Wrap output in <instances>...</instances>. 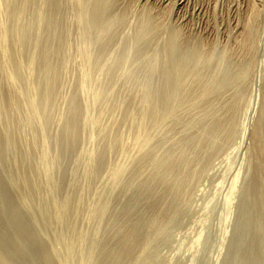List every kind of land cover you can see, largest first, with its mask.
<instances>
[{
  "label": "bare ground",
  "instance_id": "1",
  "mask_svg": "<svg viewBox=\"0 0 264 264\" xmlns=\"http://www.w3.org/2000/svg\"><path fill=\"white\" fill-rule=\"evenodd\" d=\"M139 2L141 0L138 4L125 0H0V165L4 168L11 166L7 165L9 152L19 151V155L27 160L36 156L35 163L29 165V173L31 176L39 173L44 177L49 195L47 199L55 212L51 219L55 223H62L68 210L64 201L56 204L57 197L53 195L58 185L62 186L64 178L58 182L52 177V157L73 154L79 150V138H83L80 137L83 134H80L84 128H97L96 133L101 132L98 133L100 136L102 134L108 138L106 144L102 142L101 146L104 147L100 150L80 148L76 155L75 164L83 160L84 175L88 177L106 165L107 150L113 146L111 141L118 140L114 132L101 128L103 124L99 123L100 119L89 114L94 106H89L87 98H83L85 93H90L92 98L88 100L97 102L99 99L100 90H91L96 83L91 84L92 87L88 85L89 80L94 79V74L97 78L101 77L98 75L104 76L101 82H106L108 86L114 83L115 73L121 70L117 78L131 91L128 98L119 104L123 106V114L130 129L136 130L137 138L128 161L138 166L148 162L151 167L149 180L156 183L163 181L167 189H172L176 181L181 182L174 174L189 161L188 148L199 146L201 165L206 168L219 150L234 142L240 130L239 113L253 89L255 78L258 79L255 63L260 46L264 43V19L259 9L252 8L246 20L235 25V33L224 36L225 42L203 47L197 40L190 41L178 25L177 28L167 24L160 13L157 12L159 16L156 14L153 7L162 0ZM173 7H176L175 3ZM115 39L121 44L115 51H109L113 42L118 45ZM127 39L134 45L133 53ZM130 57L137 62L141 77L134 79L132 68H124ZM72 63L74 67L78 63L79 66H76L80 71H76L81 72L80 76L77 75L80 78L77 83L73 81L75 88L65 104L66 110L62 112L63 115H59V133L49 135L45 131L46 125L52 120L48 110L59 99L55 97L58 87ZM94 69L101 74L97 75ZM97 81L99 83L100 80ZM261 87L259 111L249 133L252 171L245 182L244 201L240 202L247 207L246 213L242 215L247 216L248 222L238 217L245 222H240L244 228L249 223L246 230L251 233L248 256L245 263L241 261V264H264V84ZM113 90H110L109 95L113 94ZM55 98L58 99L53 102ZM114 109L113 112L116 111ZM192 109L196 110L194 115L189 114ZM119 121L123 124L120 118ZM146 122L151 126L149 129L146 128ZM191 123L198 125L196 132H182L183 135L173 139L158 137L162 136L163 129L174 132L178 124ZM106 125L103 127L108 128ZM246 129L244 125L242 136L246 134ZM140 131L145 133L141 135ZM87 136L88 140L92 139L89 133ZM105 137L101 140L105 141ZM151 145L168 147L162 159L149 148ZM38 161L41 168L36 169ZM10 164H13V168L17 167V159L11 160ZM107 170V177L104 178L106 190L97 188L95 196L84 201H90L86 210L88 219L101 221L110 209L109 198L118 191L126 194V190L121 188V180L126 172L124 163L113 165ZM12 183L15 184V181L10 180L11 186ZM10 185L0 176V264H68L69 252L61 257L59 243L50 242L48 247L47 242L52 237L40 233L38 216L43 215L42 211L34 209L26 199L20 208L9 195ZM147 185L148 179L140 182L132 191L128 205H132V200L143 197ZM28 187L33 191L39 188L35 181H30ZM28 187L24 186L25 189ZM156 203L149 202L150 210L156 207ZM242 207L240 214L243 212ZM38 212L39 215L36 214ZM152 216L154 214L149 211L147 214L130 212L128 217L131 223L117 236L113 254L121 259L130 257L142 241ZM7 225L11 227V232L8 229L3 231L5 226L8 228ZM155 229L159 230L157 227ZM240 233L242 235V229ZM76 237L79 243L86 238L81 233ZM243 238L246 240L245 236ZM243 246L247 247L246 244ZM230 254L232 260L234 252Z\"/></svg>",
  "mask_w": 264,
  "mask_h": 264
},
{
  "label": "rangeland",
  "instance_id": "2",
  "mask_svg": "<svg viewBox=\"0 0 264 264\" xmlns=\"http://www.w3.org/2000/svg\"><path fill=\"white\" fill-rule=\"evenodd\" d=\"M125 1H133L138 4L139 0ZM168 1L169 0H162V2L157 3V5L153 7V9L155 8L154 11H156V14L159 16L158 13H160V17L167 24L176 27L178 25L179 29L182 30L183 34L189 38L190 41L197 40L203 47L221 44L225 40V35H232L235 33V25L242 24L252 8L259 9L262 20L264 19V0H189V3L188 0H177V2L175 0L173 3L172 0L170 1L171 3H168ZM174 3L176 7H173ZM183 4L187 5L185 6ZM166 5L169 6L167 7ZM169 7L173 10L172 12ZM182 8L183 10L181 11ZM156 9L159 10L157 11ZM163 9L165 11L167 10V13ZM160 10L165 13H162ZM168 13L173 14L168 16ZM158 16L157 18H160ZM179 18H181V20ZM238 31L236 33H238ZM263 34L264 30L262 33L264 37ZM191 38H193V40ZM127 41L129 40L127 39ZM129 42L132 51L134 45L131 43V40ZM115 43L118 45L113 42L109 51H115L121 44V42H116V39ZM133 52L134 50L132 53ZM132 53L130 54L131 57ZM131 57L127 61L128 64L125 63L126 66L124 64V68L128 70L129 67L130 69L132 68L133 78L136 79L141 77L142 74L140 73V69L136 67L137 62ZM76 65L79 66L78 63H75V68L74 63H72L69 69L71 72L68 70L64 73L66 76H63L64 79L62 80L67 82L62 81V84L58 87L59 91L57 90L55 96H58L59 99L55 98L53 102L58 99L57 102L55 104L53 103L48 110V116L52 120L46 125L45 131L49 135H54L56 132L57 134L59 133V117L63 115V111L65 112L66 109L64 108L65 106L67 107L65 104L68 103L71 96L70 94L75 88L73 85L77 83L80 78H78V76H80L81 72H77L78 70L80 71V69L77 70ZM255 65L259 76L255 75L258 79L255 78L253 89L246 103L243 104L240 110V130L237 131L238 135L235 137L234 142L219 150L206 168L201 165L202 161L200 157L201 152L198 150L199 146L193 145V147L188 148L187 157L189 161L180 166L174 174L175 177H179L181 182L178 183V181H176L172 189H167L163 181L156 183L154 180H149V176H151V167L148 162L138 166L128 161V157L133 154L137 138L136 130L134 128L130 129V125L125 119V114H123V106L120 105L122 104L121 101L123 102L128 98V94L131 91L128 86L122 84V81H120L121 79L117 78L121 70H116L119 73H115L114 83L109 84L111 86H106V82H101L102 80L104 81V79H102L104 76L98 75L101 73H99L97 69H94L95 73L98 72V77H101L97 78L96 74L92 73L95 76L94 79L92 76L93 80L90 79L88 85L92 87L91 84L96 83L91 90H100H98L100 92L99 99L97 102L92 100L94 101L92 103V101H90L92 98L90 93H85L83 98H87V102L90 103L89 106H94L91 109L90 107L88 108V110L90 109L89 114H92L91 116L96 117L98 120L100 119L99 123L101 124L102 122L103 124L101 128L104 129V131L108 129L109 131H106L114 132V135L118 139L117 141H111L113 146L107 150L108 156L106 155V165L98 169V171L92 172L90 176L85 177L84 161L81 160L75 164L77 161L76 155L79 153L80 148L81 150L84 148L89 150H100L104 147L101 146L103 144L102 142L106 144L105 142L108 138L101 134L103 138L105 137V141H102L104 139L101 140L102 137L99 135L101 132H98L99 134L96 133L97 131L95 129L97 128L94 130L90 127L84 128V131L80 134L83 135L80 137L85 139L79 138V150H75L73 154L64 155L62 157L53 156L52 154L49 155L53 156L51 160L52 177L58 182L64 178L62 186L58 185L53 193V195L57 197L56 204L57 202L61 203L64 201L66 210H68L64 214V221L62 223H55L54 220L51 219V215L55 212L52 211V204H50L49 199H47L49 195L44 177L39 173H34L33 176L29 173V165L35 163L36 156L27 160L19 155V151L15 153L9 152V162L7 165L11 166L8 168L4 165L6 169L0 165V176L2 180L9 182V185L10 180L15 181V184L12 183L13 186L10 185L9 189V195L12 201L22 208V202L26 199L28 204H31L34 209H40L42 211L43 215L38 216L40 233L52 237L49 239V242H47L48 247H50V242L59 243V248L61 247V257H65L67 251L69 252L68 264L245 263L251 242V235L249 236L251 233L246 230V226L249 225V223H246L245 228L243 227L244 225H240V222L247 219V216L242 215L246 213L247 207L244 206L243 202L241 204L240 202L241 200L244 201L243 194L246 195V192H244L246 191L245 182L248 181L247 179L252 171L249 161V133L256 120L261 102V90L263 89L261 86L264 84V43L260 46ZM95 80L96 82H94ZM97 80H100L99 83ZM101 83L103 86H101ZM109 89H114L112 91L113 94H115L116 91L117 93L115 95H109V92H111ZM88 98L90 99L88 100ZM117 103H120V107ZM114 105L121 110L118 109L117 111V107ZM112 108H116L114 109L116 111L113 112ZM194 112H196V110L192 109L189 114L194 115ZM97 115H100L99 118H97ZM112 118H114V121ZM119 118L123 124L120 123ZM111 122L113 124H111ZM100 124L98 130H100ZM106 124H108V128H106ZM105 125L106 127L104 128L103 126ZM244 125L245 127L247 126V129L246 134L244 133V136H242ZM150 127L147 123L146 128L149 129ZM198 129V125L194 123L189 125L178 124L174 132H166V130L163 129L161 132L162 136L158 137L164 138L167 136L173 139L183 135L182 132L192 133L196 132ZM86 132L89 133V137L92 136V139L94 137V140L91 138L88 140V133L86 134ZM84 133L87 137L84 136ZM143 133L145 132L140 131L141 135ZM52 140L53 139H51V141ZM82 143L83 145H81ZM152 146L153 145L149 148L153 149L154 153L159 156V159H162L168 147H163L162 145ZM192 157L195 159L190 160ZM14 158L17 159L18 164L17 167L13 168V164L10 163ZM54 160H57V162ZM37 163L36 169L41 168L39 161ZM119 163H124L126 167V172L121 180V188L122 190H126V194L122 191H118L114 196L109 198L110 209H108V212L101 221L98 219H88L86 217V210H88L90 201L88 203L85 202L92 196H95V190L97 188L99 189L101 187L103 190H106L107 185L104 184L106 182L104 178L107 177V169ZM101 179H103L102 182ZM146 179H148V185L143 190V197L139 200H132V205H128V200L131 198L132 191L140 185L141 181H145ZM30 181L37 182L39 186L38 190L33 191L31 187H28ZM24 186L28 188L25 189ZM103 186H105V189ZM245 195L244 197H246ZM152 201H157V205L150 210L148 204ZM240 207L243 208L241 214L240 211L242 210ZM135 211L145 214L149 211V213H153L154 216L150 218L146 225L142 241L137 245L134 253L128 258L121 259L117 257V254H113L116 247V239L117 236L130 225L131 220L128 217L129 213ZM36 214L39 215V212ZM239 215H241V217ZM238 217L243 220L240 221ZM243 223L245 222H242V224ZM238 225L239 227L242 226L244 229L241 227L238 228ZM97 227L99 228L98 232ZM156 227L159 228L158 231L155 229ZM7 229L10 230L9 232L12 231L10 226H8V228L5 226L3 231H8ZM241 229L245 234L242 233L246 240H244V236L242 237L240 233ZM248 229L251 230L250 228ZM245 230L249 233H246ZM95 232H97L96 235H94ZM80 233L86 238L79 243L76 235ZM242 244H246L247 247H242ZM230 246H232L235 251L231 250L232 248ZM238 251L239 256L237 255ZM233 252L234 256H232L231 260L230 253ZM235 252H237V254ZM234 257L237 258L233 259ZM235 260H237L238 263H236L237 261Z\"/></svg>",
  "mask_w": 264,
  "mask_h": 264
}]
</instances>
